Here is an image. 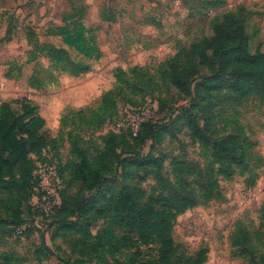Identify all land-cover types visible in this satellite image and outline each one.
<instances>
[{
  "label": "trees",
  "instance_id": "16d2710c",
  "mask_svg": "<svg viewBox=\"0 0 264 264\" xmlns=\"http://www.w3.org/2000/svg\"><path fill=\"white\" fill-rule=\"evenodd\" d=\"M82 9L66 16L65 26L50 30L62 46H36L32 60L44 54L54 70L72 77L91 71V63L102 53L95 32L83 23ZM249 21L244 10L215 16L208 32L161 63L155 76L143 67L128 72L118 68L113 88L95 106L62 114L57 137L46 129L32 99L17 100L18 110L11 102L0 103V229L20 226L27 219L37 164L46 161L42 156L47 151L58 157L65 139L71 157L59 170L67 174L69 185L50 227H55L53 239L63 238L69 252L57 257L58 264H206L207 248L190 255L175 241L178 217L224 199L222 180L247 176V186L254 187L258 170L264 167V158L255 151L258 142L240 122V109L249 100L264 106V44L250 50ZM157 87L173 91L183 103L178 113L168 116V98H161V120L143 122L136 136L130 128L111 131L101 136L95 153L85 146L84 129L101 130L118 118L124 104L138 105L135 95ZM69 115L77 120L71 122ZM180 121L192 143L198 144L202 163L179 153L169 162L170 178L164 174L168 156L159 146L167 137L174 138ZM148 175L155 181L150 191L124 183L145 182ZM74 187L77 191L70 192ZM92 219L105 224L95 235ZM231 246L247 264H264V203L260 225L248 227L238 221ZM152 249L156 254L149 256ZM52 256L55 253L44 241L35 250L39 263ZM0 262L23 260L0 252Z\"/></svg>",
  "mask_w": 264,
  "mask_h": 264
},
{
  "label": "rangeland",
  "instance_id": "374dc122",
  "mask_svg": "<svg viewBox=\"0 0 264 264\" xmlns=\"http://www.w3.org/2000/svg\"><path fill=\"white\" fill-rule=\"evenodd\" d=\"M82 8L83 23L95 32L102 53L99 61L91 63V71L72 77L54 70L44 54L39 53L37 59L32 60L31 52L36 46H62L59 37L49 35L50 30L65 26V17L79 14ZM238 10H244L250 17L247 30L251 36L250 50L255 52L264 44V0H0V103L11 102L18 110L17 100L32 99L46 120V129L52 137H57L62 114L95 106L101 96L113 88L118 68L128 72L143 67L155 76L161 63L180 48L190 47L200 40L215 16ZM161 98H168V116L178 113L183 105L173 91L164 87L135 95L138 105L124 104L115 121L108 122L99 131L84 129L85 146L95 153L101 147L104 134L120 132L144 119L161 120L158 103ZM240 112V122L247 127L251 139L258 142L255 151L264 158V106L251 99ZM69 119L71 122L77 120L71 115ZM182 124V121L177 124L174 138L167 137L159 146L168 156L164 174L170 178L173 177L169 162L179 153L186 152L190 162L202 163L198 144L192 143ZM59 145L58 157L53 150L42 156L45 162L55 164L58 169L71 157L69 143L64 139ZM149 145L150 142L146 152ZM258 174L252 188L246 184L247 176L236 175L230 181L222 180L224 199L213 200L209 205L188 210L178 217L174 239L186 253L194 255L207 248L206 264H247L244 258L236 255L231 236L238 221L248 227L260 225L264 167L258 170ZM62 175L60 198L69 185L67 174ZM124 183L148 191L155 186L149 175L145 182ZM76 189L74 187L70 192H76ZM40 197L35 190L30 201L31 212L20 226L0 229V252H8L15 260H23L14 264H58L57 257L67 256L69 252L63 238L53 239L55 227L50 224L57 207L50 215L33 207ZM104 225L103 220L92 219V233L95 235ZM20 227L25 229L22 234L17 232ZM43 241L55 256L39 263L34 255ZM155 254V249L149 251V256Z\"/></svg>",
  "mask_w": 264,
  "mask_h": 264
},
{
  "label": "built area",
  "instance_id": "2783aa9c",
  "mask_svg": "<svg viewBox=\"0 0 264 264\" xmlns=\"http://www.w3.org/2000/svg\"><path fill=\"white\" fill-rule=\"evenodd\" d=\"M145 121L147 120L144 119L141 122L139 121L133 124V127H129L134 136H136L139 131L140 125ZM34 176L37 180L35 190L41 195V197L33 203V207L35 209L44 210L46 215H50L53 213L52 209L59 207L61 203L60 192L63 188L62 176L55 164H49L47 162L37 164ZM43 203L46 205L43 206ZM24 230L25 229L23 227H20L17 229V232L22 234Z\"/></svg>",
  "mask_w": 264,
  "mask_h": 264
}]
</instances>
